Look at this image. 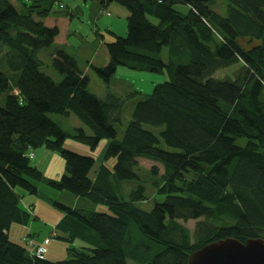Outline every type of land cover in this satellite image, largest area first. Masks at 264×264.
<instances>
[{"label":"trees","instance_id":"trees-1","mask_svg":"<svg viewBox=\"0 0 264 264\" xmlns=\"http://www.w3.org/2000/svg\"><path fill=\"white\" fill-rule=\"evenodd\" d=\"M224 1L100 0L102 8L119 3L128 16L125 36L111 32L102 43L106 62L90 66L97 78L109 84L118 65L166 75L136 103L118 139L122 100L89 92L71 55H51L60 81L40 71L39 52L66 43L70 16L53 10L60 0H0V264H186L220 239L264 240V0ZM236 64L233 77H215ZM49 114H72L91 134L65 132ZM67 138L90 149L106 139L112 169L101 163L90 177L95 159L64 147ZM37 147L63 159L58 179L30 163ZM140 158L162 167H151V185L164 199L149 211L137 205L146 199L142 184L119 197V183L138 179ZM36 182L107 207L53 201L62 212L54 237L79 241L66 249L68 259L37 258L26 239L8 235L36 218L21 204L24 193L38 194ZM191 220L193 231L183 224Z\"/></svg>","mask_w":264,"mask_h":264},{"label":"rangeland","instance_id":"rangeland-1","mask_svg":"<svg viewBox=\"0 0 264 264\" xmlns=\"http://www.w3.org/2000/svg\"><path fill=\"white\" fill-rule=\"evenodd\" d=\"M11 1L14 2V0ZM221 1L223 2L224 0ZM60 2L62 7L54 5L53 10L58 12V15L70 16L67 26L66 43H53L50 47L44 48L39 52L38 57L44 63L40 71L49 76L53 81H60V75L51 66V55L57 50H63L71 55L76 60L79 69L89 78V92L97 97H104L106 94L111 93L122 100L120 108L121 121L115 125L117 138L120 139L128 121L131 119L136 103L142 98L149 96L156 84L166 80V75L160 71L137 70L118 65L109 84H105L97 78L90 66L102 65L106 62L107 57L102 43L113 40L111 32L118 36H125L128 11L117 2H111L104 8L100 5V0H60ZM176 8L186 11L184 6H176ZM216 8L218 11H221L223 4L218 1ZM149 18L153 23H156L154 18ZM161 58L166 61V48L163 49ZM238 67V64L229 66L217 71L214 75L218 78L233 77ZM1 69L5 73H9L5 65H2ZM49 117L65 132L74 133L75 128L80 125L87 134H91V131L87 127H84L77 117L72 114L69 116L49 114ZM237 143L243 145L244 139H238ZM106 144V139H102L94 149H90L80 141L67 138L63 145L67 149L92 156L95 159L93 171L101 163L105 164L107 168L112 169L114 159H104ZM162 146L166 147L165 145ZM30 152H33L34 155V157H30V163L40 169L44 176V171L46 172L49 165H51L52 173L60 172L64 169L63 159L56 152L44 149L43 147L31 149ZM138 164V179L119 183V197L128 199L131 191L138 184H142L146 199L137 203V205L141 209L149 211L152 209L155 201L161 202L164 199V196L156 193L151 185L154 178L151 173V167L157 165L160 173L162 172V167H160L161 164L159 162L148 158H140ZM91 172L90 174L93 173L94 176L95 171ZM36 186L38 194L31 195L24 193L22 201L25 200L27 204H31L34 207L33 213H37L40 220L30 221L27 225L14 224L9 228L8 235L11 239L23 243V239H27L28 235L34 233V239L28 238L34 244H40L44 238H49L48 244L45 245L46 252L43 257L48 261L68 259L71 256L66 249L71 246L76 247V245H79V241L75 240L71 244L63 239L54 237L51 220L56 214H60L59 216L61 217L62 212L53 205V201L77 209L98 212H108L107 207L106 205L93 203L85 197L77 196L67 191L54 190L42 182H36ZM63 195L67 197H63ZM195 223L196 221L191 220L183 224L193 231Z\"/></svg>","mask_w":264,"mask_h":264},{"label":"water","instance_id":"water-1","mask_svg":"<svg viewBox=\"0 0 264 264\" xmlns=\"http://www.w3.org/2000/svg\"><path fill=\"white\" fill-rule=\"evenodd\" d=\"M186 264H264V240L220 239L189 254Z\"/></svg>","mask_w":264,"mask_h":264},{"label":"crops","instance_id":"crops-1","mask_svg":"<svg viewBox=\"0 0 264 264\" xmlns=\"http://www.w3.org/2000/svg\"><path fill=\"white\" fill-rule=\"evenodd\" d=\"M77 127H81L80 125H78ZM32 153V157H34V155H33V152H31ZM63 164H64V162H63ZM96 169H97V167L92 171V172H94V171H96ZM53 171H52V169H51V165H49L48 167H47V170H46V172L44 171V173H45V176L47 177V178H52V179H58L63 173H64V169L62 170V171H58V172H54V173H52ZM91 172V173H92ZM90 177H94L93 176V173L92 174H90ZM24 195V194H23ZM23 197V196H22ZM63 197H67V196H64L63 195ZM23 199L21 198V204L23 205V207L26 209V210H28L29 212L31 211V214H33V215H35V219H32V220H30V221H38V220H40L39 218V215L36 213V214H34L33 213V210H34V207L31 205V204H27L26 202H25V200L24 201H22ZM60 214H56L53 218H52V220H51V222H52V224H53V229H54V226H55V224L60 220V218L62 217H60L59 216ZM30 221L28 222V223H30ZM27 223V224H28ZM26 224V225H27ZM54 233H55V231H54ZM28 238H32V239H34L35 238V235H34V233H32V234H30V235H28Z\"/></svg>","mask_w":264,"mask_h":264},{"label":"built area","instance_id":"built-area-1","mask_svg":"<svg viewBox=\"0 0 264 264\" xmlns=\"http://www.w3.org/2000/svg\"><path fill=\"white\" fill-rule=\"evenodd\" d=\"M28 156L32 157V153H28ZM25 242L30 247L31 253H33L37 258L42 259L46 252L45 245L48 244L49 238H44L40 244H34L32 240L29 239H26Z\"/></svg>","mask_w":264,"mask_h":264}]
</instances>
